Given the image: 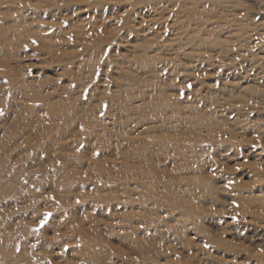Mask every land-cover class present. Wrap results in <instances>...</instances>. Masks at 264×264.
Masks as SVG:
<instances>
[{
    "label": "rangeland",
    "instance_id": "obj_1",
    "mask_svg": "<svg viewBox=\"0 0 264 264\" xmlns=\"http://www.w3.org/2000/svg\"><path fill=\"white\" fill-rule=\"evenodd\" d=\"M0 264H264V0H0Z\"/></svg>",
    "mask_w": 264,
    "mask_h": 264
},
{
    "label": "bare ground",
    "instance_id": "obj_2",
    "mask_svg": "<svg viewBox=\"0 0 264 264\" xmlns=\"http://www.w3.org/2000/svg\"><path fill=\"white\" fill-rule=\"evenodd\" d=\"M263 196H258V198H262Z\"/></svg>",
    "mask_w": 264,
    "mask_h": 264
},
{
    "label": "snow or ice",
    "instance_id": "obj_3",
    "mask_svg": "<svg viewBox=\"0 0 264 264\" xmlns=\"http://www.w3.org/2000/svg\"><path fill=\"white\" fill-rule=\"evenodd\" d=\"M43 223V222H42Z\"/></svg>",
    "mask_w": 264,
    "mask_h": 264
}]
</instances>
